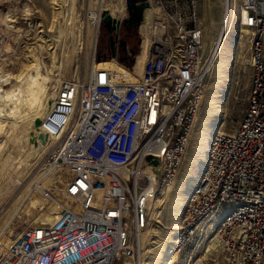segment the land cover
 Returning a JSON list of instances; mask_svg holds the SVG:
<instances>
[{
  "label": "built area",
  "instance_id": "1",
  "mask_svg": "<svg viewBox=\"0 0 264 264\" xmlns=\"http://www.w3.org/2000/svg\"><path fill=\"white\" fill-rule=\"evenodd\" d=\"M237 4L249 31L247 105L234 130L210 139L180 223L168 226V264H217L218 250L222 264H264V0ZM169 30L154 33L140 74L112 52L124 71L94 57L87 81L58 84L44 127L56 142L48 161L67 172L63 199L55 197L50 221L0 239V264H114L134 255L154 182L176 174L206 88L203 28L179 20Z\"/></svg>",
  "mask_w": 264,
  "mask_h": 264
},
{
  "label": "rangeland",
  "instance_id": "2",
  "mask_svg": "<svg viewBox=\"0 0 264 264\" xmlns=\"http://www.w3.org/2000/svg\"><path fill=\"white\" fill-rule=\"evenodd\" d=\"M95 1L100 3L104 1L107 9L103 11L99 20L92 55L91 40L93 39L88 32L90 24L88 21H90V11L95 9V7L91 8L92 2ZM226 1L143 0V17L138 25L139 27L141 25L142 39L139 27L138 31L134 28L130 36L134 42L139 41V52L135 54L131 52L130 55L127 50L128 56L134 58V55L141 54L144 34L148 35L149 39L152 37L147 27L160 16L166 19L157 18L155 21L163 20V24L170 28V32L175 22L179 20L189 24H199L203 28L201 53L204 59L209 58L210 55L213 59L211 68L205 74V94L197 111L196 121L192 129L193 121L189 127L191 131L186 141L184 159L170 180L173 185L164 189L170 181L163 183L164 190L155 200L156 205H154L157 207L165 199L161 204L163 210L158 216H155L154 210L151 211L149 225L141 233L139 247L134 255L119 258L114 264L168 263L169 258L164 251L166 241L171 235L168 226L180 223L182 213L178 218L179 223H174L177 218L176 201L180 197L179 193L185 191V187L182 186L183 181L192 175L196 161L201 155V149L205 145L206 140L200 137L201 134L208 132L209 129L213 134L218 130L231 132L237 127L246 108L252 76L247 39L249 31L239 22L237 0H229L233 6H229L225 18L227 21L224 20ZM111 10L114 11L112 14L114 16L109 14ZM126 15L125 0H0V96L3 97L6 89L14 90L11 93L12 101L0 100V231L3 226L6 227L3 228L0 239L10 241L38 218L46 220L54 216L58 210V206L53 202L55 197L63 199L62 183L60 185L54 181L61 179L59 175L67 173L62 166L57 172L59 175L47 183L43 187L44 190L41 189L43 194L39 191L32 192L33 198L41 196L43 207L37 206L33 199H26L30 206L27 205L26 210L21 209L9 219L25 194L29 182L34 178L40 181L50 173L49 167L45 165L50 164L48 161L50 155L46 158L44 157L46 154H43L40 160L30 164L34 147L30 149L29 131L23 121L19 122L23 107L13 103V99L25 97L28 91L24 85L25 78L19 80L17 77L25 76L28 72L34 75L35 71L30 66L37 62L41 73L38 79L42 80V75L46 77L49 75L45 82L47 97L54 95L55 98L57 86L62 81L84 80L85 71L86 69L90 71L94 57L97 59L105 56V60H116L109 50L111 32L104 22V17L109 16L111 28L112 21L117 20L119 27L113 28L112 33L114 35L119 29L120 35L123 36L129 32L126 23L122 24ZM215 38L217 46L213 50L215 45L213 47L211 45ZM127 45L130 47L132 44L129 42ZM121 69L125 68L122 66L118 70ZM54 98H50L51 104ZM54 143L53 141L52 145ZM214 254L217 264H222V253L217 251Z\"/></svg>",
  "mask_w": 264,
  "mask_h": 264
},
{
  "label": "bare ground",
  "instance_id": "3",
  "mask_svg": "<svg viewBox=\"0 0 264 264\" xmlns=\"http://www.w3.org/2000/svg\"><path fill=\"white\" fill-rule=\"evenodd\" d=\"M231 5L233 6V4H231V1L227 0L226 1V8H225V11H224L225 12L224 13V20H226L225 18L227 16V11L229 9V6L231 7ZM93 7H95V9H92L90 11V14H91L90 17H89L90 21H88V23L90 22L89 27H88L89 28L88 32L91 33L90 35H91V37L93 39V40H91L92 41V46H91V54L92 55H93V50H94V45H95V38H96L97 32H98L99 20L101 19V15H102L103 11L105 9H107V7L104 6V1L101 2V3L98 2V1L92 2V7L91 8H93ZM113 12L114 11L111 10V11H109V14L112 15ZM112 16H114V15H112ZM157 18L166 19L165 17H160V16L156 17V19ZM156 19H154V21L148 25L147 29L149 28V30L151 31L152 37H153L154 33H156L157 38H161L163 30L166 29L167 26L164 24V25H160L159 28H158V26L155 27L154 26V22H155ZM219 35H218L217 39L219 38ZM91 37H90V39H91ZM152 37L149 39L148 35L144 34V39H143V42H142V49L144 50V52H142V55H141L142 58L145 57V55L147 56L148 44H149L150 41L153 40ZM217 39L215 38L214 41L212 42L211 46L213 47L215 45L214 49L212 48L213 50H215V48L217 46L216 45V42H217L216 40ZM247 39H248V36H247ZM202 42H203V40H202ZM90 45H91V43H90ZM212 59H213V56L210 55L209 58H207L205 60L206 63H205V66H204V70L208 71L211 68ZM92 66L90 67V71H88L86 69L83 82L88 80V78H89V76L91 74ZM30 67L35 71L34 75H32V74H30L28 72L27 74H25V76H20L19 75L17 77V79H19V80H21L22 78L23 79L25 78L24 79V85L26 86V90L28 91V93L25 95V97H21V98L17 97L19 99L18 101H17V98H15L16 100L13 99L14 100L13 103L14 104L17 103L15 105H20V106L23 107V109L21 110L22 111L21 116L18 115V116H20V119L19 118L18 119H19V122L23 121L24 126L29 131V147H30V149L32 148V146L34 147L33 153L31 155V160L32 161L30 162V164L31 163L33 164L34 162H37L38 159L40 160L42 158L43 154H46V156H44L46 158H47L48 155H52L56 142L51 138V136L48 134L47 130L44 127V118H45L48 110L52 106L50 98H54V95L51 96V97H47V93H46V89H45L46 88L45 82L49 78V75H48V77L42 75V77H41L42 80H39L38 78H39V75L41 73L39 71V66L37 65V62H34ZM114 69L118 70V68H114ZM124 70L125 69H121V70H118V71L122 72ZM141 71H142V69L138 73L135 71V75L140 74ZM135 75L132 76V78H135ZM13 92H14V90L10 91L9 89H6L5 92H4L3 97L0 96V100L1 99L2 100H7L8 99V100L12 101L11 99H12L13 96L11 97V93H13ZM12 95H15V94H12ZM197 115H198V113L196 112L195 115H194L193 123L191 125V129H192V127H193V125H194V123L196 121ZM38 119L40 120L39 123H37ZM191 129L186 134V141H188ZM218 131H220V130H218ZM212 136H213V132H212L211 129H209L208 132H203L201 134V136H200L201 138L206 140V142H205V145L201 149L200 157L196 161L195 170L193 171V173H192V175L190 177H188L187 179H184V181H183L182 186L185 187V191H182V192L179 193L180 197L176 201V215H177V218H176L174 223L178 222L179 215L181 213H183L185 207L188 205L189 188H191L197 182V180H198V178H199V176H200V174H201V172H202V170L204 168L206 156H207V153H208V146H209V142H210V139L212 138ZM53 141L55 143L52 145ZM43 160H44V158L42 159V161ZM45 165L47 166V168L49 167L48 170L50 171V173L46 177L42 176V178L43 177L44 178L42 180H40V181L38 180V178H36V179L34 178L35 175L33 176L34 179L29 182V185H28V187L26 189L25 194L21 198L20 203L17 202L18 205L15 207V209L12 212V214L10 215L9 219H11L12 216H14L16 213L21 211V209L23 210V208H25L24 210H26L28 208L27 205L30 206V203H27L26 199H31V200L33 199V201L38 204L37 206H40V208L43 207V203L44 202L41 199V196L33 198L32 197V192L39 191V192L42 193L41 189H43V187L47 183H50L53 178H56L59 175V173L57 175V172L62 167L61 164H58V165L54 166L53 164H49L48 165V163H46ZM144 169L147 172L150 171V169L148 167H144ZM153 174L155 175L156 178L158 177L156 172H153ZM59 176H61V175H59ZM55 182H58V184L60 183V185H61V179L60 178L58 180L55 179L54 183ZM34 183H36V184H34ZM172 185H173V182L170 181L168 183L167 187L164 188V189H167V188H169ZM153 188H154V193H153V196L150 198V201H149V215H151V211L154 210L155 216H158L163 210V209H161V206H162L161 204L165 201V199H164L163 202L159 206H157V207L155 206L156 205L155 204V200H156L158 194L161 191L163 192V190H164L162 188L161 180H159V181L156 180L154 182V187ZM54 205L58 206L57 202H55ZM30 208H33V207H30ZM45 214H46V211L44 212V215ZM51 216L52 215H49V217H51ZM39 217H41V216H39ZM43 217H45V216H43ZM53 217L54 216H52L51 218L46 219V220H43V218L42 219L38 218L37 221H35V222H40V221L47 222V221H50ZM149 222H150V220H149ZM149 222H148V225H149ZM148 225H147V227H148ZM4 227L5 226H3V228ZM147 227H145L144 229L140 230V233H138L137 245H136L135 251L137 250V247H139V238L141 236V233H143ZM3 228L1 229L0 234L3 232ZM218 252H220V250H218ZM168 262H169V259H168Z\"/></svg>",
  "mask_w": 264,
  "mask_h": 264
},
{
  "label": "flooded vegetation",
  "instance_id": "4",
  "mask_svg": "<svg viewBox=\"0 0 264 264\" xmlns=\"http://www.w3.org/2000/svg\"><path fill=\"white\" fill-rule=\"evenodd\" d=\"M126 2V12H127V15L124 17L123 21H122V24L126 23V26L129 28V32L127 33V35H120V32L118 30L115 31V34L117 36H115V34L113 35L112 31H113V28L116 29V26H115V22L112 21V29H110V32H111V35H110V44L112 43L113 44V48H111L112 52H116L117 55L120 53L121 51V45L122 44H125L126 45V48L128 50H130V47L127 45L129 44L131 38V33L133 32L134 28H137V31H138V25L143 17L140 16V12L143 10V0H125ZM136 26V27H134ZM121 27V25H120ZM139 34V32H138ZM126 39V42L123 41V38ZM131 51V50H130ZM113 55V54H112ZM108 64L110 65V67L112 68H119V67H122L123 65H121L117 60H113V59H108ZM124 67V66H123Z\"/></svg>",
  "mask_w": 264,
  "mask_h": 264
},
{
  "label": "trees",
  "instance_id": "5",
  "mask_svg": "<svg viewBox=\"0 0 264 264\" xmlns=\"http://www.w3.org/2000/svg\"><path fill=\"white\" fill-rule=\"evenodd\" d=\"M142 8H143V7H142ZM104 22H105V20H104ZM122 38H123V37H122ZM123 41L126 42V39L123 38ZM130 42H131V44H132V45H130V50H131V52H132L133 54L139 52V41H138V42H134V41L131 39ZM109 50L112 51L111 48H110ZM99 53L101 54V52H99ZM104 53H105V52H104ZM118 59H119L122 63H124V64H126V65H131V64L133 63V56H128V55H127V48H126V45H125V44H122V45H121V51H120V53L118 54ZM118 69H120V67H119Z\"/></svg>",
  "mask_w": 264,
  "mask_h": 264
},
{
  "label": "crops",
  "instance_id": "6",
  "mask_svg": "<svg viewBox=\"0 0 264 264\" xmlns=\"http://www.w3.org/2000/svg\"><path fill=\"white\" fill-rule=\"evenodd\" d=\"M142 46V45H141ZM143 50V49H142ZM141 50V54L140 55H137L135 57V71L138 73L141 69H142V65H143V62L145 61L146 59V55L145 57L142 58V51Z\"/></svg>",
  "mask_w": 264,
  "mask_h": 264
},
{
  "label": "water",
  "instance_id": "7",
  "mask_svg": "<svg viewBox=\"0 0 264 264\" xmlns=\"http://www.w3.org/2000/svg\"><path fill=\"white\" fill-rule=\"evenodd\" d=\"M142 15H143V10L140 12V16H142ZM109 19H110L109 16H105V17H104V20H105L106 24L109 26L110 29H112V28L110 27V24H109ZM111 24H112V23H111ZM110 47L113 48V44H112V43L110 44ZM39 122H40V120L38 119V120H37V123H39Z\"/></svg>",
  "mask_w": 264,
  "mask_h": 264
}]
</instances>
